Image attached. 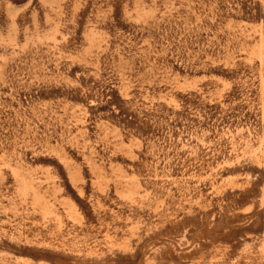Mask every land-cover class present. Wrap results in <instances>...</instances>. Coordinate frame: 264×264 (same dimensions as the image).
Instances as JSON below:
<instances>
[{
	"label": "rangeland",
	"instance_id": "rangeland-1",
	"mask_svg": "<svg viewBox=\"0 0 264 264\" xmlns=\"http://www.w3.org/2000/svg\"><path fill=\"white\" fill-rule=\"evenodd\" d=\"M0 264H264V0H0Z\"/></svg>",
	"mask_w": 264,
	"mask_h": 264
}]
</instances>
